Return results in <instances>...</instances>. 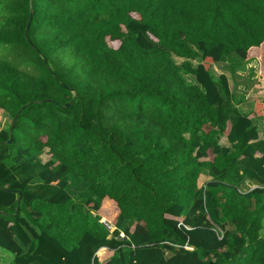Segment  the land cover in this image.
<instances>
[{
	"label": "trees",
	"instance_id": "16d2710c",
	"mask_svg": "<svg viewBox=\"0 0 264 264\" xmlns=\"http://www.w3.org/2000/svg\"><path fill=\"white\" fill-rule=\"evenodd\" d=\"M232 55L264 80V0H0L13 264H264V98L233 106Z\"/></svg>",
	"mask_w": 264,
	"mask_h": 264
},
{
	"label": "crops",
	"instance_id": "0c3cea01",
	"mask_svg": "<svg viewBox=\"0 0 264 264\" xmlns=\"http://www.w3.org/2000/svg\"><path fill=\"white\" fill-rule=\"evenodd\" d=\"M212 67L217 71L216 77L221 74L225 75L230 92L229 99L239 112L250 114L254 101L259 98H264V80L259 77V63L256 58L240 60L232 55L224 61L213 63ZM218 67H221V69ZM212 73L215 76L213 71ZM253 122L257 125L258 138L264 140V119H254ZM220 143L225 146L230 145L225 136H221ZM255 155H257V153H255ZM257 156H259V153ZM209 178V176L201 174L198 182L202 184ZM244 186L251 188L254 187L255 184H250V182L246 180ZM31 248L32 245L28 246L26 248V253H28ZM12 261L13 259H8V264Z\"/></svg>",
	"mask_w": 264,
	"mask_h": 264
},
{
	"label": "rangeland",
	"instance_id": "374dc122",
	"mask_svg": "<svg viewBox=\"0 0 264 264\" xmlns=\"http://www.w3.org/2000/svg\"><path fill=\"white\" fill-rule=\"evenodd\" d=\"M116 43L115 42H110V44L114 45V46H116ZM173 59L178 64H180L182 62V60H183L182 58H178L176 56H173ZM197 62H199L198 58H196L195 60L191 61V63L194 66L197 64ZM211 68H212V71L214 72L215 77H216V74H217L216 69L213 68L212 65H211ZM218 68L221 69V67H218ZM186 80L188 82H193L194 81L191 75H186ZM10 121H11L10 114H7L6 112L4 113L3 111L0 110V129H3V128L7 129L8 126H9ZM41 156H42L43 160H47L48 159V156H45L44 153L39 155V157H41ZM73 179L77 180L76 177H73V176L69 177V186H68V188H69V191H70L71 194H76L78 192V189L76 188V184L77 183H75V181H72ZM40 182L42 183L43 187L38 186V188L40 189L41 193L46 194L45 196H48L49 194H51L55 190V186L47 185V184L43 183L41 180H40ZM35 184H37V182L36 181L35 182L32 181L29 186H30V188H32L36 192H39V190L37 189V185H35ZM101 221H103L105 223L109 222L106 218H102ZM8 259L12 260L13 259V255L11 253H9L8 251H5V250L0 248V263L1 264H3V263L4 264H8ZM2 260H3V262H2ZM10 264H13V261Z\"/></svg>",
	"mask_w": 264,
	"mask_h": 264
},
{
	"label": "water",
	"instance_id": "95a60500",
	"mask_svg": "<svg viewBox=\"0 0 264 264\" xmlns=\"http://www.w3.org/2000/svg\"><path fill=\"white\" fill-rule=\"evenodd\" d=\"M32 15H33V12H32V9H30V13H29V18H28V21H27V24H26V27H25V36L27 38V40L30 42V39L27 35V30L29 28V25L31 23V20H32ZM46 101H51L50 99H47ZM69 105V102L65 104V106H68ZM12 141V138L11 136L8 138V140L6 142H3V143H11ZM18 194L20 195V191H18Z\"/></svg>",
	"mask_w": 264,
	"mask_h": 264
},
{
	"label": "built area",
	"instance_id": "2783aa9c",
	"mask_svg": "<svg viewBox=\"0 0 264 264\" xmlns=\"http://www.w3.org/2000/svg\"><path fill=\"white\" fill-rule=\"evenodd\" d=\"M121 235H123V234H121Z\"/></svg>",
	"mask_w": 264,
	"mask_h": 264
}]
</instances>
